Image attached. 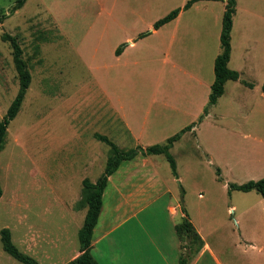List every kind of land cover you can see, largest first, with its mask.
Wrapping results in <instances>:
<instances>
[{
	"label": "rangeland",
	"instance_id": "1",
	"mask_svg": "<svg viewBox=\"0 0 264 264\" xmlns=\"http://www.w3.org/2000/svg\"><path fill=\"white\" fill-rule=\"evenodd\" d=\"M188 1L26 0L10 13L16 0H0L7 16L0 24V121L18 91L13 52L3 33L19 41L31 73L0 152V230L9 229L22 254L39 264H65L79 249L77 232L87 211L78 207L82 181L95 183L111 155L96 136L123 152H140L187 128L169 151L176 177L164 155L150 158L173 191L172 203L180 200L203 236H236L239 213L259 196L229 192L228 185L264 177V52L256 46L264 24L254 16L261 11L264 17V0H235L230 67L240 69L241 82L229 83L211 107L226 0H198L182 10ZM176 9H181L176 19L153 34L154 24ZM246 56H254L251 71L242 68ZM130 110L137 111L134 125H141L146 112L155 121V111L166 112L160 118L165 124L155 134L146 125L138 144L117 113ZM170 112L180 118L175 130L168 124ZM127 162L104 192L96 234L127 215V207L117 211V205L142 183L139 176L128 177L135 168L144 170L141 161L125 167ZM0 264H22L3 251L1 241Z\"/></svg>",
	"mask_w": 264,
	"mask_h": 264
},
{
	"label": "crops",
	"instance_id": "2",
	"mask_svg": "<svg viewBox=\"0 0 264 264\" xmlns=\"http://www.w3.org/2000/svg\"><path fill=\"white\" fill-rule=\"evenodd\" d=\"M261 13V11L255 13L254 16L261 19L264 24V17ZM159 29H153L152 33H158ZM259 35L260 36H257L258 44L256 46L262 48L264 52V37H261L264 33L261 32ZM230 42V58L227 66L232 70L230 67L234 51L232 38ZM133 45V42L130 43L131 47ZM219 54H217L216 57ZM246 57L247 58L243 61L242 68L251 71V68H253L252 59L254 56ZM261 57H264V54ZM237 70L239 71L240 69L236 68V72ZM262 76L261 91L264 82V73ZM232 82L237 83L241 81H227L224 85V89ZM201 84L202 81L198 80V85L200 86ZM249 90L250 88L247 89V91ZM245 93L248 94V92H244L243 94ZM224 95L225 91H223L222 96L217 100L216 104ZM187 97H191V95ZM262 97H264L263 92ZM174 108L175 107H173V109ZM198 112L201 113V110ZM117 113L122 127H124L125 131L132 137L134 142L138 144L143 143L146 125L153 127V134H155L154 130L159 128L160 124H165L161 123L160 118L167 116L164 111L152 112L151 117L156 119L151 122L148 119L150 113L146 112L140 123L141 125H134L132 122L136 121L135 117H137V111L130 110L128 114L125 112ZM170 113V118L173 119V122H168V124L172 127L171 129L175 130V127L179 124L180 118L177 119L174 112ZM196 116L197 112L194 114V117ZM168 124L166 125L168 126ZM150 156L156 155H140L141 158L137 155V157L129 160L130 163L134 161L133 163L137 165L138 163L135 161H141V168L144 170L135 168L129 173L128 177L131 175H135V177L139 176L142 179V183L134 185L131 190L127 191L125 195L126 199L117 205V211H121L122 206L127 207V215L121 217L115 225L102 229L96 234V226L103 212L102 202L100 214L92 232L90 248L91 255L96 260L97 264L180 263V256L182 252H184V249L182 250V242L175 233V226L181 222L184 214L182 213L180 200L175 199L176 203H172L173 191L168 185L167 179L165 180L159 173L157 169L159 166L158 163L152 160L153 158H150ZM129 162L124 164L125 167L130 166V164H128ZM118 171L117 169L116 172L108 177L102 199L105 196L104 192L113 180V175ZM253 192L254 191L244 194L248 195ZM257 195L259 198H250V203L239 213L241 219L240 221L236 220V236L230 238L205 237L202 235L200 228L195 225L194 221L188 218L197 234V238H190L191 256L188 264H264V199L259 194ZM233 210L235 213L237 207L235 205H230L228 211L232 212ZM78 255L79 249L73 253L69 261L73 260Z\"/></svg>",
	"mask_w": 264,
	"mask_h": 264
},
{
	"label": "trees",
	"instance_id": "3",
	"mask_svg": "<svg viewBox=\"0 0 264 264\" xmlns=\"http://www.w3.org/2000/svg\"><path fill=\"white\" fill-rule=\"evenodd\" d=\"M198 0H190L186 3L182 10H187L192 6L193 3ZM26 0H16L13 7L9 10L10 13H14L16 10L20 9ZM235 0H226L225 11L222 19V30L220 35V54L215 58L214 61V81L211 85V93L209 96V106H214L217 100L222 96L224 91V85L227 81H236L239 78L237 72L232 71L228 68L227 64L230 58V30L232 26L231 18L234 14ZM181 9H176L164 18L158 20L153 29L157 30L163 25L174 20ZM7 18L6 14L0 12V24L4 22ZM1 39L7 42L13 52L12 60L18 76V91L9 105L5 115L0 121V152L4 148L5 137L7 135V128L9 123L14 120V118L19 113L22 102L25 98L26 92L31 84V73L27 64V61L23 60V49L19 45V41L8 33H3ZM120 53V49L117 54ZM262 92L264 94V82L262 85ZM189 129V128H187ZM187 129L182 130L178 134L170 137L162 145H153L147 147L146 149H140V152L129 151L123 152L116 145L111 143L107 138L103 136H96L98 140L107 143L111 148V155L108 158L103 175L95 182L92 183L85 179L82 181V193L81 200L78 203V207H86V215L84 217L83 225L78 231L77 237L79 241V255L73 260L66 264H97L96 260L93 258L90 252L92 232L97 223L100 210L102 207V194L106 187L108 177H110L123 161L133 159L138 153L144 156L147 155H164L166 160L169 162L171 171L174 177L177 176L176 164L173 157L170 154V148L173 143L178 141L183 133ZM228 191H238L242 193H248L254 191L259 194L264 199V177L257 181H248L244 184H229ZM3 191L0 184V198L2 197ZM184 217L181 222L175 226V233L179 240L182 242L181 248L184 249L182 255L180 256L179 264H188L191 256L190 250V238H197V234L194 231L185 210L182 209ZM0 241L2 249L8 255H10L16 261L22 264H39L33 258L26 256L18 251L16 246L12 243L11 233L9 229L4 228L0 230Z\"/></svg>",
	"mask_w": 264,
	"mask_h": 264
}]
</instances>
